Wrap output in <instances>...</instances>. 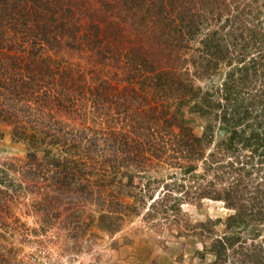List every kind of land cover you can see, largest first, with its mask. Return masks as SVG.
Instances as JSON below:
<instances>
[{"label":"trees","instance_id":"trees-1","mask_svg":"<svg viewBox=\"0 0 264 264\" xmlns=\"http://www.w3.org/2000/svg\"><path fill=\"white\" fill-rule=\"evenodd\" d=\"M7 135L26 154L0 161V227L20 190L43 211L110 190L135 213L165 182L149 215L222 202L182 235L212 239L209 264H264V0H0Z\"/></svg>","mask_w":264,"mask_h":264},{"label":"rangeland","instance_id":"rangeland-1","mask_svg":"<svg viewBox=\"0 0 264 264\" xmlns=\"http://www.w3.org/2000/svg\"><path fill=\"white\" fill-rule=\"evenodd\" d=\"M193 123L201 133L203 126ZM25 154L24 144L13 142L9 135L0 140L1 162L12 157L23 158ZM174 172L175 169H167L160 175L170 181L168 175ZM137 182L147 184V180ZM164 185L165 182L159 183L154 197L147 196V203L135 213L125 203L140 201L129 196L119 200L117 193L111 195L110 190L91 193L88 201L78 204L61 202L58 208L50 206L49 212L39 209V203L34 202L36 192L20 190V194L12 197L13 215L19 220L11 222L8 230L0 227V247L11 264H209L214 256L204 247L212 239H197L181 232L185 234L191 221L209 216L225 219L229 210L222 202L208 199L201 207L184 203L182 209L188 220L176 215L177 223L175 215L169 220L153 212L149 215L148 209L154 198L163 194ZM115 209H120L115 215L124 219L117 228L110 226L106 218L111 213L109 210ZM223 227L224 222L217 226L221 231Z\"/></svg>","mask_w":264,"mask_h":264}]
</instances>
